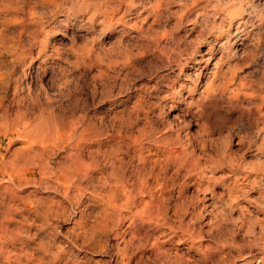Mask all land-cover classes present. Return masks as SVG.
Returning <instances> with one entry per match:
<instances>
[{
	"label": "rangeland",
	"instance_id": "obj_1",
	"mask_svg": "<svg viewBox=\"0 0 264 264\" xmlns=\"http://www.w3.org/2000/svg\"><path fill=\"white\" fill-rule=\"evenodd\" d=\"M0 264H264V0H0Z\"/></svg>",
	"mask_w": 264,
	"mask_h": 264
},
{
	"label": "bare ground",
	"instance_id": "obj_2",
	"mask_svg": "<svg viewBox=\"0 0 264 264\" xmlns=\"http://www.w3.org/2000/svg\"><path fill=\"white\" fill-rule=\"evenodd\" d=\"M232 22H233V21H232ZM241 40H242V39H241ZM240 44L243 45V43H240ZM126 145H127V144H126ZM126 147H128V146H126ZM118 149H119V148H118ZM121 149H122V147H121ZM121 149H120V150H121ZM124 149H125V148H124ZM127 150H128V149H127ZM118 151H119V150H118ZM118 151H117V152H118ZM135 152H136V151H135ZM136 153H137V152H136ZM139 155H140V154H139ZM133 156H134V155H132V157H133ZM137 156H138V154H137ZM140 156H141V155H140ZM140 156H138V157L140 158ZM141 157H143V155H142ZM134 158H135V157H134ZM142 159H144V158H142ZM142 159H140L141 162H142ZM132 160H134V159H132ZM136 160H137V158H136ZM136 160H135V162H136ZM138 160H139V159H138ZM181 160H182V159H181ZM175 161H176V160H175ZM135 162H134V164H135ZM168 162H169V161H168ZM173 162H174V161H173ZM128 163H129V162H128ZM160 163H161V162H160ZM165 163H166V162H165ZM121 164H123V163H121ZM124 164H125V163H124ZM124 164H123V165H124ZM126 164H127V163H126ZM136 164H137V163H136ZM140 164H141V163H139V164H137V165H140ZM156 164H157V163H155V165H156ZM128 165H129V167L131 166L130 164H128ZM128 165H127V167H128ZM158 165H159V164H158ZM161 165H162V164H161ZM167 165H168V164H167ZM167 165H166V166H167ZM134 166H135V165H134ZM153 166H154V164H153ZM156 166H157V165H156ZM132 167H133V166H132ZM94 168H95V167H94ZM120 168H122V167H120ZM147 168H149V166H148ZM152 168L154 169V167H152ZM123 169H124V168H123ZM130 169H131V167H130ZM150 169H151V167H150ZM155 169H156V168H155ZM155 169H154V170H155ZM86 170H87V169H86ZM128 170H129V169H128ZM143 170H144V169H143ZM87 171H88V170H87ZM87 171H86V172H87ZM89 171H90V170H89ZM89 171H88V172H89ZM126 171H127V169H126ZM144 171H145V170H144ZM144 171H143V172H144ZM150 171L152 172V170H149V171L147 170V174L149 173V175H150V177H151V173H150ZM88 172H87V173H88ZM120 172H121V169H120ZM129 172H130V171H129ZM24 173H25V172H24ZM121 173H123V170H122ZM84 174H86V173H84ZM84 174H83V175H84ZM143 174H144V173H143ZM145 174H146V173H145ZM120 175H122V174H120ZM120 175H119V177H120ZM123 176H124V175H123ZM139 176H140V175H139ZM141 176H142V175H141ZM144 176H145V175H144ZM144 176H143V177H144ZM153 176H154V175H153ZM153 176H152V177H153ZM146 177L150 179V177H148V175H146ZM158 177H159V176H158ZM120 178H121V177H120ZM128 178H131V176H130V177L128 176ZM132 178H133V177H132ZM147 178H146V180L144 181V183L147 181ZM156 178H157V177H156ZM134 179H136V178L134 177ZM137 179H138V178H137ZM139 179H140V178H139ZM141 179H142V177H141ZM144 179H145V177H144ZM149 179H148V180H149ZM119 180H120V179H119ZM119 180H118V181H119ZM132 180H133V179H132ZM151 180H152V179H151ZM155 180H156V179H155ZM122 181H123V180H122ZM138 181H139V180H138ZM123 182H124V181H123ZM130 182H131V181H130ZM130 182H129V183H130ZM133 182H135V181H133ZM140 182H141V180H140ZM142 182H143V180H142ZM142 182H141V183H142ZM156 182H157V180H156ZM125 183H127V182H125ZM136 183H138V182H136ZM158 183H159V182H158ZM142 184H143V183H142ZM151 184H152V183H151ZM155 184H156V183H155ZM155 184H154V185H155ZM121 185H122V183H121ZM123 185H124V184H123ZM149 185H150V184H149ZM138 186H139V185H138ZM140 186H141V185H140ZM140 186H139V187H140ZM150 186H151V185H150ZM150 186H149L148 188H150ZM156 186H157V185H156ZM156 186H155V187H156ZM146 187H147V185L144 187V189H145ZM127 188H128V187H127ZM114 189H116V188H114ZM144 189H142V190L144 191ZM139 191H140V190H139ZM146 191H150V189H149V190H146ZM120 193H121V192H120ZM142 194H143V193H142ZM146 194H147V193H146ZM149 194H150V192H149ZM143 195H144V194H143ZM147 195H148V194H147ZM136 196H137V195H136ZM139 196H140V195H139ZM144 196H145V195H144ZM136 198L139 199V197H135L134 200H136ZM120 199H121V198H120ZM141 199L143 200V198H141ZM122 200H123V199H122ZM139 201H140V200H139ZM125 202H126V201H125ZM135 202H136V201H135ZM140 203H141V202H139V206L141 205ZM122 204L125 205L124 202H122ZM131 205H132V204H131ZM142 205H143V202H142ZM134 206H135V205H134ZM137 206H138V205H137ZM122 207H123V206H122ZM144 207H145V206H144ZM149 211H150V210H149ZM151 212H152V211H151ZM153 213H154V212H153ZM150 214H151V213H150ZM152 215H153V214H152ZM153 216H155V215H153ZM157 216H158V215H157ZM146 218H147V217H146ZM155 218H156V220H157V217H155ZM124 219L126 220V218H124ZM128 220H129V219H128ZM152 220H153V218H152ZM154 220H155V219H154ZM154 220H153V221H154ZM156 220H155V221H156ZM158 220H159V219H158ZM133 222H134V220H133ZM133 222L131 221V224H130V226H129V229H133V228H131L132 225H133ZM136 222H138V221H136ZM140 224H141V223H140ZM148 224H149V222H148ZM134 225H135V224H134ZM140 230H141V229H140ZM129 232H130V230H129ZM146 232H147V231H146ZM146 232H145V233H146ZM131 233H132V232H130V234H131ZM147 233H148V232H147ZM149 237H150V236H149Z\"/></svg>",
	"mask_w": 264,
	"mask_h": 264
}]
</instances>
